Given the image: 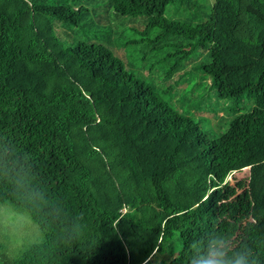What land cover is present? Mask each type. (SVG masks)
<instances>
[{
  "label": "trees",
  "instance_id": "16d2710c",
  "mask_svg": "<svg viewBox=\"0 0 264 264\" xmlns=\"http://www.w3.org/2000/svg\"><path fill=\"white\" fill-rule=\"evenodd\" d=\"M139 46L145 69L171 63L166 92L251 107L215 111L209 136L124 62ZM0 135L86 225L25 264H189L209 230L252 238L254 215L264 237V0H0Z\"/></svg>",
  "mask_w": 264,
  "mask_h": 264
},
{
  "label": "clouds",
  "instance_id": "9594fccd",
  "mask_svg": "<svg viewBox=\"0 0 264 264\" xmlns=\"http://www.w3.org/2000/svg\"><path fill=\"white\" fill-rule=\"evenodd\" d=\"M243 239L235 230L213 229L190 244L189 264H264V237ZM83 217L54 196L42 179L34 154L15 138L0 135V264L72 248L85 235Z\"/></svg>",
  "mask_w": 264,
  "mask_h": 264
},
{
  "label": "rangeland",
  "instance_id": "374dc122",
  "mask_svg": "<svg viewBox=\"0 0 264 264\" xmlns=\"http://www.w3.org/2000/svg\"><path fill=\"white\" fill-rule=\"evenodd\" d=\"M147 50L148 49L143 46L127 50V58L124 59V62L126 63L128 61V63H131L133 65L134 71L136 72V75L139 77H141L140 75H143V77H141L143 81L154 85L152 86L153 90L155 94L160 97V99L172 105L182 115L193 119L201 128V130L208 133L209 136L214 137L218 135V132L220 130L219 121L214 118L215 111L217 112L221 108L225 109V106L227 107L228 105H230L233 106V113L237 114L244 113L251 107V102L246 96H242L239 100L222 101L215 98L213 92L207 91V93L203 95V87L195 89V86H186L185 88L184 86H178L183 88L172 86L177 90L173 92H166L168 87H170L168 86L170 82H164L162 74L170 67L171 63L163 62L154 64L152 69H150L152 71L149 70V65L146 66L145 69V61L148 64L150 62H153V60L155 59L154 55L147 53L145 56V61L143 62L141 60V57ZM186 82L188 84L187 80ZM193 90L195 96L191 93V91ZM221 114L222 113H220L219 115L221 116ZM243 176L244 173L240 172L235 175V178L239 179Z\"/></svg>",
  "mask_w": 264,
  "mask_h": 264
}]
</instances>
